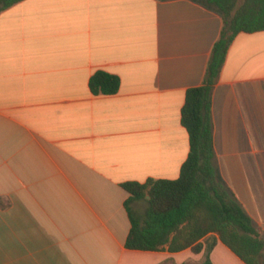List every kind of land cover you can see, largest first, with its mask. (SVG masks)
I'll use <instances>...</instances> for the list:
<instances>
[{
	"label": "crops",
	"instance_id": "1",
	"mask_svg": "<svg viewBox=\"0 0 264 264\" xmlns=\"http://www.w3.org/2000/svg\"><path fill=\"white\" fill-rule=\"evenodd\" d=\"M222 26L197 0H24L0 14V264L203 261L127 248L129 209L147 206L123 184L180 178L182 109ZM98 71L119 93L93 95ZM212 122L215 168L264 237V31L232 43ZM211 260L245 264L221 241Z\"/></svg>",
	"mask_w": 264,
	"mask_h": 264
},
{
	"label": "trees",
	"instance_id": "2",
	"mask_svg": "<svg viewBox=\"0 0 264 264\" xmlns=\"http://www.w3.org/2000/svg\"><path fill=\"white\" fill-rule=\"evenodd\" d=\"M22 1L0 0V14ZM197 1L217 10L223 26L204 83L188 90L182 109L190 154L177 180L123 184L131 196L129 203L147 204L144 216H135L129 209L132 229L126 245L131 250L154 252L191 249L199 254L205 250L199 264H213L211 252L221 241L245 264H264V237L215 168L212 122L213 90L229 49L240 33L264 31V0ZM120 88L121 79L105 71H98L90 79L95 96L116 95Z\"/></svg>",
	"mask_w": 264,
	"mask_h": 264
},
{
	"label": "rangeland",
	"instance_id": "3",
	"mask_svg": "<svg viewBox=\"0 0 264 264\" xmlns=\"http://www.w3.org/2000/svg\"><path fill=\"white\" fill-rule=\"evenodd\" d=\"M146 203L144 202L142 205H141V209H142V212H144L145 211V209H146Z\"/></svg>",
	"mask_w": 264,
	"mask_h": 264
}]
</instances>
